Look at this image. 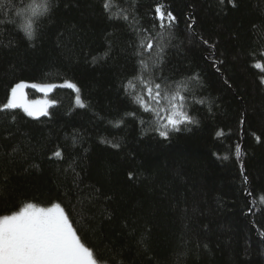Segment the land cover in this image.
I'll list each match as a JSON object with an SVG mask.
<instances>
[{
    "label": "trees",
    "instance_id": "trees-1",
    "mask_svg": "<svg viewBox=\"0 0 264 264\" xmlns=\"http://www.w3.org/2000/svg\"><path fill=\"white\" fill-rule=\"evenodd\" d=\"M31 3L0 0V107L57 87L0 111V215L59 203L102 264H264V0H51L29 40ZM154 83L194 121L167 138Z\"/></svg>",
    "mask_w": 264,
    "mask_h": 264
},
{
    "label": "snow or ice",
    "instance_id": "snow-or-ice-1",
    "mask_svg": "<svg viewBox=\"0 0 264 264\" xmlns=\"http://www.w3.org/2000/svg\"><path fill=\"white\" fill-rule=\"evenodd\" d=\"M51 7V0H32V3L28 5L31 15L37 17L36 27L32 19H29L24 26V33L29 40L35 38L40 20L50 14ZM105 8L107 10V3ZM155 12L159 16L160 28L171 27L176 23V17L171 11L165 13L162 5L158 4ZM204 43L208 42L204 41ZM147 47L152 49L153 42L149 41ZM140 63L144 65L143 61ZM256 66L260 67L259 64ZM66 86L79 93L75 84L67 83ZM28 87L46 92L56 88L57 85L37 83L29 85L24 81L18 82L10 89V96L7 102L0 107V111L22 108L28 116L46 115L48 101H29L24 91ZM145 87L146 91L143 95H146L151 102L160 105L166 98L160 83H154L151 86L146 84ZM177 99L183 101L185 97L179 93L172 96L173 109L177 107L175 103ZM137 102L144 107L146 112L153 111L143 98H138ZM76 103L81 107L84 106L79 95L76 96ZM163 111L167 112L168 109L165 108ZM180 115L181 119L174 118L173 115L161 117L166 121L164 129H157L161 137H168L169 132L166 130L168 127L178 131L182 123L194 122L190 116L184 113ZM236 153H240L239 145L236 146ZM52 155L61 157L62 153L57 150ZM244 181L247 183L246 175ZM0 264H102V262L96 256L94 249L82 242L81 236L77 234V230L73 227L69 215L61 204L53 203L50 207H38L35 203H24L19 210L11 211V214L0 215Z\"/></svg>",
    "mask_w": 264,
    "mask_h": 264
},
{
    "label": "rangeland",
    "instance_id": "rangeland-1",
    "mask_svg": "<svg viewBox=\"0 0 264 264\" xmlns=\"http://www.w3.org/2000/svg\"><path fill=\"white\" fill-rule=\"evenodd\" d=\"M27 89L28 88H26V89H24V91L27 93ZM35 91H41L40 89H36ZM41 92H43V91H41ZM45 92V91H44ZM27 98H28V100L29 101H48V99H47V97L46 96H44V97H41V98H35V99H31L29 96H27ZM49 105H50V103L48 102V105H47V111H48V109H49ZM156 107L158 108V110H159V114H160V116L162 117V116H165V115H173V117L174 118H177V119H181L182 117H181V113H184L183 111H182V109L180 108V105L178 104L177 105V107L175 108V109H173L172 108V104L169 106H166V105H163L162 103L160 104V105H157L156 104ZM168 109V111L167 112H164L163 111V109ZM20 109H22V108H20ZM23 110V109H22ZM24 111V110H23ZM38 116H41V115H38ZM38 116H32V117H38ZM161 121H162V125L164 126L165 124H166V121L165 120H163L162 118H161ZM168 128H171V127H168Z\"/></svg>",
    "mask_w": 264,
    "mask_h": 264
}]
</instances>
